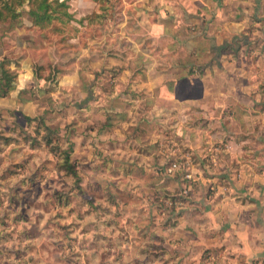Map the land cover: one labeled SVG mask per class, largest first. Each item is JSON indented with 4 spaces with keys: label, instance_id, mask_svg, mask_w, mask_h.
<instances>
[{
    "label": "crops",
    "instance_id": "crops-1",
    "mask_svg": "<svg viewBox=\"0 0 264 264\" xmlns=\"http://www.w3.org/2000/svg\"><path fill=\"white\" fill-rule=\"evenodd\" d=\"M123 1L124 20L134 22L139 32L120 31L127 45L116 52L118 62L110 61L108 42L102 41V46L107 45L102 47L101 60L89 66L97 74L117 75L112 81L120 89L111 93L112 99L109 96L112 104L106 106L108 98L102 95L98 99L99 76L85 84L78 68H71V74H64L60 83L61 88H74L89 99L84 122L79 121L77 111L72 124V159L83 169L97 163L102 166L105 158L113 160L110 166L133 167L132 179L127 173L112 177V183L125 178L155 193L162 192L157 187V171L163 165L160 136L168 140L166 154L182 149L181 144L198 152L213 148V162L221 163L222 155L215 151L230 150V160L237 167L229 175V193L215 190L211 198L199 197V183L213 174L215 182L220 178L214 170L212 175H204L187 157L193 170L187 174L197 178L198 185L190 188L191 205L171 207L172 213L181 215L173 230L201 231L212 226L218 230L223 226L230 237L227 242H236L228 248H237L240 254L231 255L232 262L264 258V237L258 234L264 231V212L257 210L264 211V0ZM28 18L32 19L29 14ZM22 30H13L14 43L9 50L0 46V61L6 58L5 66L18 74L16 88L3 96L5 81L0 67V135L5 134L2 126L7 120L13 122L23 113L33 116L36 112L33 100L25 96L39 78L29 42L18 39ZM129 48L135 56L125 52ZM184 55L189 59L183 60ZM74 107L78 109L76 104ZM109 118L121 121L111 124ZM190 119L198 120L192 122L196 125ZM192 134L215 138L192 141ZM222 137L228 141V149L222 145ZM156 200L152 199L148 211H157L160 203ZM207 211L209 216H218L213 217V225L202 224L200 212ZM226 214L229 221H224Z\"/></svg>",
    "mask_w": 264,
    "mask_h": 264
},
{
    "label": "rangeland",
    "instance_id": "rangeland-1",
    "mask_svg": "<svg viewBox=\"0 0 264 264\" xmlns=\"http://www.w3.org/2000/svg\"><path fill=\"white\" fill-rule=\"evenodd\" d=\"M66 2L73 15L69 22L62 20L65 17L59 9L62 19H54L44 29L19 28L22 33L18 39L29 42L31 58L42 69L38 70L40 77L25 96L35 103V114L29 116L31 119L23 114L13 122L7 120L2 126L5 134L0 135V264H264L262 257L232 262L231 255L235 253L239 257L240 254L237 248H228L236 242L233 239L232 243L227 242L230 237H226L228 231L223 226L218 230L213 226L191 232L173 230L181 215L172 213L171 207L191 205L190 188L198 185L197 178L186 176L193 174L187 157L199 165L204 175L210 176L214 170L220 178L215 182L213 174L210 180L204 177L199 183L202 187L199 197L211 198L215 190L229 193V175L237 167L230 160V150L222 154L215 151L216 155H222L221 163L213 162V148L198 152L192 146L181 144L182 149H188L178 148L173 154L169 151L166 154L168 140L160 136L159 155L163 156V165L157 171V187L162 192L157 190L153 194L150 188L144 189L138 182L125 178L112 183V177L131 174L133 167L110 166L113 162L110 158L102 159V166L99 163L84 169L77 166L72 159L74 148L70 134L77 111L79 121L84 122L82 115L87 111L85 104L89 99L78 95L74 88H61L64 74L78 68L85 84L99 76L102 84L97 87L98 99L102 95L108 98L105 105H111V93L120 89L112 81L117 75L97 74L89 66L101 60L102 47L106 49L107 44L110 61L118 62L117 53L127 45L120 31L139 32V28L134 22L124 20L123 0ZM20 11L23 21L29 25V5L25 4ZM16 27V21L11 19L0 23V46L10 49ZM102 41L108 43L102 46ZM129 49L125 52L132 57L134 54ZM183 58L180 60L189 59L186 55ZM109 119L111 124L121 121ZM193 121L198 120L190 119ZM190 137L194 141L201 136ZM201 138L213 140L215 137L205 134ZM221 140L222 145L228 144L224 137ZM225 147L228 149V145ZM70 148L76 175L62 166L64 151ZM175 161L180 168L168 173L166 169ZM196 175L200 174L196 172ZM130 176L132 179L133 174ZM153 198L160 203L155 213L148 211ZM200 213L202 224L213 225L215 213L211 216L206 214L208 211ZM182 216L187 219L188 214ZM224 221H229L228 214ZM258 234L264 237V231L259 230Z\"/></svg>",
    "mask_w": 264,
    "mask_h": 264
},
{
    "label": "trees",
    "instance_id": "trees-1",
    "mask_svg": "<svg viewBox=\"0 0 264 264\" xmlns=\"http://www.w3.org/2000/svg\"><path fill=\"white\" fill-rule=\"evenodd\" d=\"M94 1L103 3L105 0ZM25 4L30 7L29 14L32 19L29 25L26 21H23V16L20 11ZM59 9L65 18L62 19V17L58 15ZM68 9L69 5L66 0H0V23H4L8 19H11L12 21H16L18 28L24 27L27 29L28 27H37V29H44L45 26L51 24L56 18L67 22L72 20L73 15ZM5 62L6 58H4L3 61H0L1 80L5 81L3 84V96L8 95L9 92L16 88L18 77L16 72L9 70V68L5 66ZM35 68L37 77H40V72L38 70L42 68L39 66ZM26 118L31 119L29 116H26ZM63 160L64 162L62 163V166L65 170L76 175V165L71 161V148L64 151Z\"/></svg>",
    "mask_w": 264,
    "mask_h": 264
},
{
    "label": "built area",
    "instance_id": "built-area-1",
    "mask_svg": "<svg viewBox=\"0 0 264 264\" xmlns=\"http://www.w3.org/2000/svg\"><path fill=\"white\" fill-rule=\"evenodd\" d=\"M178 168H180V165L178 164L177 161H175V162H173V163H172V164L166 169V171H167L168 173H175V171H176ZM186 176H187V178H190V177H191L190 174H187Z\"/></svg>",
    "mask_w": 264,
    "mask_h": 264
}]
</instances>
